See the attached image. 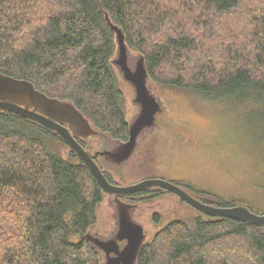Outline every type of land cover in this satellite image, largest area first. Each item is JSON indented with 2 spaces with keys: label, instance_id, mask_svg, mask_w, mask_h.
<instances>
[{
  "label": "trees",
  "instance_id": "obj_1",
  "mask_svg": "<svg viewBox=\"0 0 264 264\" xmlns=\"http://www.w3.org/2000/svg\"><path fill=\"white\" fill-rule=\"evenodd\" d=\"M172 1L177 10L167 6ZM106 14L122 28L127 45L145 56L150 77L162 84L206 97L264 95V0H0V72L73 102L97 130L128 140L121 76L113 64L116 33ZM178 16L204 31L211 29L215 17L230 19L222 32L235 29L231 37L246 32V55L232 41L225 42L235 61L221 72L197 62L188 73L185 67L175 68L199 47L195 31L181 26L176 33H165ZM246 16V29L237 27L236 20ZM164 65L173 71L171 78L158 75ZM104 173L113 183L111 174ZM174 182L204 202L245 204L264 213L251 200L239 203ZM165 192L150 187L121 198L133 201ZM105 193L54 130L0 110V264H104L87 234L97 222ZM198 212L193 219H174L160 228L144 242L137 264H264V226ZM154 219L159 222L160 215ZM212 254L220 256L214 263Z\"/></svg>",
  "mask_w": 264,
  "mask_h": 264
},
{
  "label": "rangeland",
  "instance_id": "obj_2",
  "mask_svg": "<svg viewBox=\"0 0 264 264\" xmlns=\"http://www.w3.org/2000/svg\"><path fill=\"white\" fill-rule=\"evenodd\" d=\"M174 3L169 2L167 6L177 10ZM246 17L236 20L237 27L246 29L250 16ZM179 19L178 16L176 22L168 23L165 33H176V29L181 26V29L195 31L192 33L197 35L199 47L190 55V59L187 55L181 58L175 68L185 67V73H188V68L197 62L198 66L211 65L221 72L223 67L233 65L235 61V54L231 56L225 50V42L232 41L233 46L242 51L239 53L246 55V32L236 37L230 36L235 33V29L230 28L225 34L222 32L225 25L231 22L230 19L215 17L209 31L202 30L197 23ZM224 35L231 40L225 39ZM140 55L141 52L137 49L129 47V60L132 65H136ZM237 63L240 61H236V65ZM253 69L258 71V66H253ZM159 74L161 79L171 78L169 75L173 71L168 65H164L158 70ZM193 74L186 76L185 81L193 78ZM148 83L163 107V111L157 114L154 126L140 135L138 149L131 159L118 164L101 158L98 160L99 164L119 185H132L146 178L159 177L187 183L196 187V191H207L235 202L251 200V204L262 210L264 95L216 94L206 97L191 89L164 85L159 79L151 77ZM120 86L124 93L126 116L131 121L139 112L134 102L135 92L133 86L122 76ZM115 141L105 136V141L101 143L99 137L95 136L87 143L95 151L113 147ZM62 148L64 154L68 155L69 148L65 145ZM128 203L132 205L129 209L131 219L141 224L144 229V242L150 241L168 222L174 219L190 220L200 214L168 190L161 196L148 198L146 195L143 199ZM156 213L160 215L159 222L154 219ZM119 218L114 197L105 193L98 206L97 222L90 230L91 235L98 239L115 236ZM100 252L104 263L105 252L102 249ZM210 258L214 263L220 256L212 254Z\"/></svg>",
  "mask_w": 264,
  "mask_h": 264
},
{
  "label": "water",
  "instance_id": "obj_3",
  "mask_svg": "<svg viewBox=\"0 0 264 264\" xmlns=\"http://www.w3.org/2000/svg\"><path fill=\"white\" fill-rule=\"evenodd\" d=\"M106 18L116 33L118 46L113 64L119 70L123 79L133 85L135 91L134 102L139 106L137 116L131 122L129 121L130 135L128 141L124 142L125 145H123H127V149L130 150L132 147L138 146V138L142 132L154 126L156 115L163 111V107L161 101L150 90L148 85L150 75L145 56L140 55L136 68L133 70L129 64V46L126 43L122 28L114 24L108 14H106ZM0 110L14 112L54 130L85 162L102 189L114 197L120 216L118 228H120L121 234H119V229L118 234L107 239H98L92 236L90 231L87 234L92 245L96 249L100 251L102 249L105 252L106 262L104 264H114L111 253L117 254L116 258H114L116 264H137L140 250L144 244L145 233L142 225L131 219L129 209L132 205L122 201L121 195L136 193L150 187L168 190L208 216L228 217L264 226V213H256L245 204L218 206L204 202L193 196L179 184L164 178H146L132 185L112 183L105 175L101 165L96 161V157L103 154V152L96 150L93 153L79 141L81 137L89 139L93 136L100 137L101 134L111 139L112 137L97 130L73 102L50 97L37 89L34 83L29 80L17 79L0 72ZM84 132L86 133L85 135ZM111 155L113 157L112 161L119 164L120 154L111 153ZM125 238L128 239V244L121 249L117 241Z\"/></svg>",
  "mask_w": 264,
  "mask_h": 264
},
{
  "label": "flooded vegetation",
  "instance_id": "obj_4",
  "mask_svg": "<svg viewBox=\"0 0 264 264\" xmlns=\"http://www.w3.org/2000/svg\"><path fill=\"white\" fill-rule=\"evenodd\" d=\"M129 64H130V66H131V68L132 67H134V69L133 70H135V68H136V65H132L131 64V62H130V60H129ZM118 72H119V70H118ZM120 73V72H119ZM121 74V73H120ZM122 76V75H121ZM123 78V77H122ZM127 82V81H126ZM127 83H129V82H127ZM130 84V83H129ZM131 85V84H130ZM148 85H149V83H148ZM133 86V85H132ZM133 91H134V87H133ZM135 92V91H134ZM139 109V106H138V104L136 105V109ZM137 116V115H136ZM136 116H134L133 117V119L136 117ZM158 117V115H156V118ZM132 119V120H133ZM131 120V121H132ZM130 121V122H131ZM156 121V120H155ZM147 129H145L143 132H145ZM142 132V133H143ZM86 133L84 132V135H85ZM88 134V133H87ZM93 137H95V136H93ZM93 137H91V138H89V139H86V138H80V140H84L85 142H88L90 139H92ZM99 139L101 140V143L102 142H104L105 141V135L104 134H101V136L99 137ZM139 139V138H138ZM128 140H126V141H117V139H116V141L114 142V144H113V147L112 146H110V148H100V150H101V152H103V154H100V155H98L97 157H96V161L98 162V160L99 159H101V158H103V159H106V160H108V161H112L113 159V157H112V155H111V153H113V154H116V153H118V154H120V156H119V159H118V162L119 163H124V162H126V161H128L129 159H131L135 154V152L137 151V149H138V146L136 145V147H132L130 150H128L127 149V145L126 146H123V145H125L124 144V142H127ZM86 146H84L86 149H91V152H95L94 151V149L93 148H90V146L88 145V143L87 144H85ZM127 150H128V152H127ZM104 152H110V153H105L104 154ZM99 163V162H98ZM102 167V166H101ZM103 168V167H102ZM103 170L105 171V169L103 168ZM106 175V174H105ZM112 177V176H111ZM113 179V178H112ZM114 180V179H113ZM113 183L114 184H118L115 180L113 181ZM121 200L122 201H124V202H126V203H128V202H130L129 200H127V199H123V198H121ZM118 229H119V234H121V231H120V228H117V231L114 233L115 235L116 234H118ZM123 233V232H122ZM117 243L119 244V246H120V248L121 249H123L127 244H128V239L127 238H125V239H123V240H118L117 241ZM116 256H117V254H115V253H111V257H113V259H112V261L114 262V264H116V261H115V259L114 258H116Z\"/></svg>",
  "mask_w": 264,
  "mask_h": 264
}]
</instances>
